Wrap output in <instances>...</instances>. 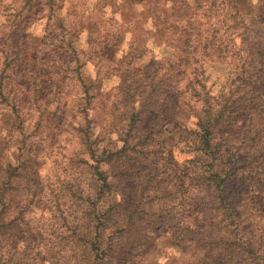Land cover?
<instances>
[{
    "label": "trees",
    "instance_id": "trees-1",
    "mask_svg": "<svg viewBox=\"0 0 264 264\" xmlns=\"http://www.w3.org/2000/svg\"><path fill=\"white\" fill-rule=\"evenodd\" d=\"M65 2L71 20L53 29ZM0 15L12 22L0 21L12 147L50 137L59 103L69 113L56 124L71 134V172L50 187L55 221L39 241L22 230L37 169L5 159L0 135V264H264V0H0ZM30 19L47 32L33 58L17 40ZM147 43L172 55L145 59ZM212 62L232 66L219 87ZM104 80L110 87L98 89ZM170 92L188 123L174 135L189 154L178 169L164 139ZM32 174L36 187H22ZM159 232L173 255L158 248Z\"/></svg>",
    "mask_w": 264,
    "mask_h": 264
},
{
    "label": "rangeland",
    "instance_id": "rangeland-1",
    "mask_svg": "<svg viewBox=\"0 0 264 264\" xmlns=\"http://www.w3.org/2000/svg\"><path fill=\"white\" fill-rule=\"evenodd\" d=\"M252 3L257 4V2ZM66 6L67 4L65 2L64 7L59 10L58 18L56 19L57 22L55 21L56 24H54L53 29H57L59 25L65 26L67 23H69L68 21L71 20L67 16ZM7 17L8 16L6 15H0V21H6L7 25L11 24L12 22H10V19ZM44 22V20H36L33 24H31L30 19L22 24L21 30L17 31V33L19 32L17 40L19 41L22 39L26 41L27 45L30 46V48L28 47L30 49L28 51L30 52V58H33L34 56H36V54L39 55L38 52L42 49L41 45L46 44L44 37L47 36V32L44 31ZM40 37L44 39H41ZM40 40H43L42 43L37 44V42H40ZM141 47V50L145 52V59L154 57L159 53H164L169 57L172 55L171 51L159 48L158 46L151 43H147L146 46L142 44ZM172 64H174L173 59L171 60V65ZM207 67V70L210 73V83L213 87H219L220 85H222L232 73V66L226 63L212 62L208 63ZM88 72L91 75L92 72ZM48 79L49 78H47L46 81L47 86L51 84L50 80ZM110 85V82L104 80L100 81L97 87L98 89L102 90L104 88L110 87ZM67 103L72 104V101L68 100ZM164 105L165 108L162 116L165 123L164 139L167 149H169V151L172 153L174 160H176L178 164V169L181 168L183 159L188 157L189 154L179 150V148L176 146L174 135L176 133L175 131L178 130L180 125L188 124L185 122V117L187 116L184 115V111L181 109L176 97L172 95L171 92L170 94H167ZM68 110L69 107L67 104H65V106L62 103H59L57 105L55 104L51 113V118L53 123H55V127L50 131V137H48L47 135L43 139V135L30 137L28 139L26 148L22 151V153H19L17 148L15 149L12 147L15 141L13 139V133H11V130H9L10 122L13 120V118L6 115V112L4 113L0 109V135H4L6 137V141L8 142L7 150L5 153H3L4 158L9 159L11 162L15 163L17 162L18 157H20L19 159L21 160H27L30 164L33 163L35 167L34 169H37V175L35 174V179L37 178L36 180H38L39 195L35 199V203L24 210V215L25 217H29V222L22 223V230L24 229V231H26V233L24 232V237H26L27 241H31V239H34L35 235L37 237V241H39V227L48 228L49 225L55 221L53 216L54 208L52 206L53 202L50 187L54 186L55 189H58V185L60 184V182H64L63 177L65 175H63V172H71L69 168H67L69 160L67 154L70 152L71 134L65 127V124H62V126L59 125L62 122L63 116L69 113ZM58 121L60 123L56 124ZM38 144L43 145L45 147V150H37ZM33 179L34 178L32 174V179L30 180V182L23 178L20 182V185L22 187L23 185H25V188L32 187V189H34V187H36V183L33 184ZM175 191L176 189L172 188L170 192ZM195 213L196 210L193 206H186L185 215L192 216L195 215ZM10 216H13V212H10ZM158 234V238L155 239L158 248L163 252V255H173L174 251L165 243L166 238L160 235V232ZM24 237H22L21 234L10 236V238L5 243L8 255H12L14 253L16 246L20 245V243L24 241ZM174 257L175 256H172L171 262L172 264H177ZM35 264L49 263L44 259L42 260V257H39V261H36Z\"/></svg>",
    "mask_w": 264,
    "mask_h": 264
}]
</instances>
